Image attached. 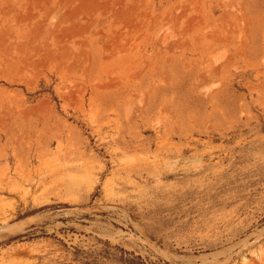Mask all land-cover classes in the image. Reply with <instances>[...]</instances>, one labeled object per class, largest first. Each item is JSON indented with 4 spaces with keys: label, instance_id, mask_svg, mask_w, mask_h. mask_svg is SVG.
Returning <instances> with one entry per match:
<instances>
[{
    "label": "rangeland",
    "instance_id": "374dc122",
    "mask_svg": "<svg viewBox=\"0 0 264 264\" xmlns=\"http://www.w3.org/2000/svg\"><path fill=\"white\" fill-rule=\"evenodd\" d=\"M0 264H264V0H0Z\"/></svg>",
    "mask_w": 264,
    "mask_h": 264
},
{
    "label": "water",
    "instance_id": "95a60500",
    "mask_svg": "<svg viewBox=\"0 0 264 264\" xmlns=\"http://www.w3.org/2000/svg\"><path fill=\"white\" fill-rule=\"evenodd\" d=\"M5 231H8V229H0V234H3Z\"/></svg>",
    "mask_w": 264,
    "mask_h": 264
}]
</instances>
